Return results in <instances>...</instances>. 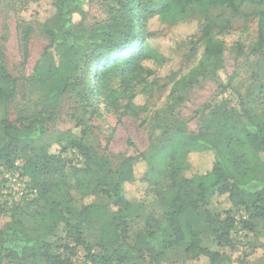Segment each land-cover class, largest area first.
Returning a JSON list of instances; mask_svg holds the SVG:
<instances>
[{
	"label": "trees",
	"instance_id": "trees-1",
	"mask_svg": "<svg viewBox=\"0 0 264 264\" xmlns=\"http://www.w3.org/2000/svg\"><path fill=\"white\" fill-rule=\"evenodd\" d=\"M94 1L53 0L52 14L42 24L47 44L30 76L12 75L0 50V174L20 170L37 190L26 203L10 206L0 200V264H164L174 251L205 259V264H233L231 256L204 246L202 234L234 246L239 230H253L264 221V113L249 112L232 77L220 84L226 95L206 130L188 132L186 121L174 119L164 131L165 141L124 156L116 166L106 155L86 152L78 165L64 155L81 154L82 143L73 139L66 145L57 141L55 151L52 143L37 140L49 132L68 91L76 92L92 114L102 100L118 108L121 98L132 102L139 87L150 93L158 69L169 60L155 44L152 20L169 27L200 23L202 56L185 80L212 66L214 76L224 70L221 36L231 21L212 15L220 7L237 12L240 4L259 5L257 40L249 54H264V0H111L107 21L85 23ZM30 30L22 37L24 64ZM193 39L182 44H193ZM27 85L40 94L38 108L20 109L13 120L9 108ZM192 153L213 155L204 172L188 174ZM141 162L146 170L140 181L156 192L163 213L148 216L130 242L129 220L139 215L143 200L130 199L127 185L138 180ZM73 190L82 199L104 195L107 202L77 208ZM216 198L232 204L223 217L210 211ZM90 225L99 227L95 244L86 239ZM80 250L83 261L78 260Z\"/></svg>",
	"mask_w": 264,
	"mask_h": 264
},
{
	"label": "rangeland",
	"instance_id": "rangeland-1",
	"mask_svg": "<svg viewBox=\"0 0 264 264\" xmlns=\"http://www.w3.org/2000/svg\"><path fill=\"white\" fill-rule=\"evenodd\" d=\"M237 1L240 4V0ZM110 7L111 0H95L85 16V23L107 21L110 18ZM259 8L256 4H240L237 12L225 7L215 9L213 16L223 14L231 21L227 32L221 36L225 43V50L220 59L224 70L214 76L212 66L207 71L193 74L186 80L182 77L188 75L202 56L203 46L199 38L200 23L189 21L169 27L158 20H152L150 29L156 32L155 44L169 60L158 69L159 78L150 93L145 94L142 87H139L132 102L128 103L127 98H121L118 108L107 107L102 100L98 103V110L92 114L85 111L76 92L68 91L59 105V112L49 124V132L40 137L37 142L52 143L51 150L55 151L59 149L57 141L66 145L73 139L82 143L81 154L75 155L70 151L64 155L72 157L78 165L83 164V154L86 152L89 155L94 153L106 155L116 166L124 156L136 155L138 152L147 150L153 142L165 141L164 131L174 119L186 121L188 132L198 133L206 130L213 122L212 112L219 105L221 98L226 95L220 84L228 77H232V85L243 96L249 112L262 115L264 113V54H249L257 40L256 13ZM52 11L53 0H0V50L4 54L7 68L12 75L28 77L32 74L47 44L42 24ZM27 28L31 29L29 55L24 64L22 37ZM193 37V44H182ZM115 87L119 88V84L116 83ZM23 88L21 86L19 97L9 108L10 118L13 120L17 118L20 109L38 108L35 105L40 98L38 91L31 92L29 85L27 89ZM229 106L231 107V104ZM0 115H4V110H1ZM189 160L192 167L188 174L193 175L204 172L213 160V155L192 153ZM145 170V163H139L136 166L138 180L127 185V195L130 199L143 200L139 215L129 220L128 240L130 242L135 241L137 232L143 229L148 216L161 218L163 213L156 192L150 188L146 190V185L140 181ZM6 180L3 173L0 174V200L5 196L2 192V184ZM72 195L77 208H81L84 203L107 202L104 195L82 199L75 190L72 191ZM32 199L18 201L15 204L26 203ZM216 201L217 198L211 205L210 211L223 217L225 212L232 208V204L228 199ZM85 233L87 241L95 244L99 227L90 225ZM58 235L59 237L64 235L63 228L59 230ZM202 240L204 246L231 256L233 264H264V221L255 223L253 230H239L235 235L234 246L219 245L210 233H203ZM83 255V250H80L79 261H83ZM165 260L164 264L206 263L205 259H189L181 251L171 252Z\"/></svg>",
	"mask_w": 264,
	"mask_h": 264
},
{
	"label": "built area",
	"instance_id": "built-area-1",
	"mask_svg": "<svg viewBox=\"0 0 264 264\" xmlns=\"http://www.w3.org/2000/svg\"><path fill=\"white\" fill-rule=\"evenodd\" d=\"M19 166L20 163H17ZM3 175L7 178L3 183V193L5 194L3 202L9 205L18 203L25 199L34 198L37 195L36 189L29 185L28 179L21 173L20 170L5 171Z\"/></svg>",
	"mask_w": 264,
	"mask_h": 264
}]
</instances>
